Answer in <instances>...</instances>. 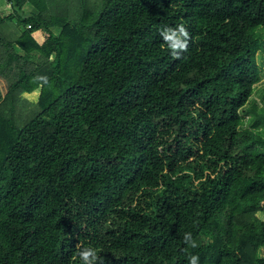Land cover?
<instances>
[{
    "label": "trees",
    "instance_id": "trees-1",
    "mask_svg": "<svg viewBox=\"0 0 264 264\" xmlns=\"http://www.w3.org/2000/svg\"><path fill=\"white\" fill-rule=\"evenodd\" d=\"M262 29L264 0H0V264H264Z\"/></svg>",
    "mask_w": 264,
    "mask_h": 264
},
{
    "label": "rangeland",
    "instance_id": "rangeland-1",
    "mask_svg": "<svg viewBox=\"0 0 264 264\" xmlns=\"http://www.w3.org/2000/svg\"><path fill=\"white\" fill-rule=\"evenodd\" d=\"M260 49L257 54L259 66L261 69V81L256 84L254 89V93L250 97L249 101L242 107V115L244 116L245 126H254L260 130H264V123H259L258 125H254L251 121H249V117L252 114V107L255 105H259L260 107L264 106V29L260 30ZM263 253V250H260Z\"/></svg>",
    "mask_w": 264,
    "mask_h": 264
},
{
    "label": "clouds",
    "instance_id": "clouds-1",
    "mask_svg": "<svg viewBox=\"0 0 264 264\" xmlns=\"http://www.w3.org/2000/svg\"><path fill=\"white\" fill-rule=\"evenodd\" d=\"M161 34L166 41L171 42L170 47L173 49V55L179 56V52L176 51L177 48L186 50L189 33L184 25H178L175 29L165 28ZM179 36H182L184 38L183 42L179 41ZM80 256L83 259L84 264H92V262L96 259L95 252L92 250L82 251L80 253ZM197 260L198 257H192L190 264H197Z\"/></svg>",
    "mask_w": 264,
    "mask_h": 264
},
{
    "label": "crops",
    "instance_id": "crops-1",
    "mask_svg": "<svg viewBox=\"0 0 264 264\" xmlns=\"http://www.w3.org/2000/svg\"><path fill=\"white\" fill-rule=\"evenodd\" d=\"M29 8H30V5H27V9H29ZM261 78H262V76H261ZM261 78H260V80L257 83H259L261 81ZM256 84H255V87H256ZM262 250H263V253L262 254H264V247L262 248Z\"/></svg>",
    "mask_w": 264,
    "mask_h": 264
}]
</instances>
